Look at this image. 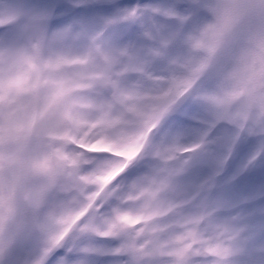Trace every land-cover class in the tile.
I'll return each instance as SVG.
<instances>
[{"label":"snow or ice","instance_id":"snow-or-ice-1","mask_svg":"<svg viewBox=\"0 0 264 264\" xmlns=\"http://www.w3.org/2000/svg\"><path fill=\"white\" fill-rule=\"evenodd\" d=\"M0 264H264V0H0Z\"/></svg>","mask_w":264,"mask_h":264}]
</instances>
